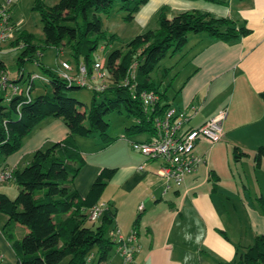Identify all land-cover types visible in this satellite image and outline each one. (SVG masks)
<instances>
[{"label":"trees","instance_id":"1","mask_svg":"<svg viewBox=\"0 0 264 264\" xmlns=\"http://www.w3.org/2000/svg\"><path fill=\"white\" fill-rule=\"evenodd\" d=\"M147 0H58L46 6L42 0H33L31 9L37 12L41 24L44 47L63 45L69 49V63L74 73L77 65L84 64L87 76L93 74L92 53L99 43L110 44L116 36L105 35L101 16H108L116 10L124 12L123 19L132 20ZM164 7L157 11V26L133 36L120 48L109 52L105 63L104 87L91 89L92 97L88 108L65 93L67 89H79L74 84L46 68L32 54L41 56V47L34 36L15 24L14 36L7 44L21 48L17 57L16 78L6 82L15 86L23 79L25 61H35L47 74L45 84L48 92L30 96L33 79L27 74L26 92L21 90L6 96L2 103L0 95V157L16 151L21 140L43 118H61L67 128L65 137L43 149L35 150L26 165L10 172L18 190L13 198L0 192V212L6 216L1 233L13 251L14 264H90L89 255L95 248V264H108L109 252L117 248L118 242L110 232L115 216L114 209L103 207L95 220L88 217L91 207L98 200L114 168H101L87 193L79 196L72 187V180L83 164L82 153L74 142V136L98 137L101 147L115 138L108 135V123L103 114L122 108L127 116L135 120L125 128L126 135L143 132L156 139L154 120L167 109L166 88L162 79L171 66H163L160 80L151 78L153 70H159V61L167 54L172 57L187 42V33L203 32L212 39L229 41L250 32L244 25L228 17H215L197 10H182L174 17H166ZM9 11V9H8ZM10 14V13H9ZM103 50V46H100ZM101 50V51H102ZM5 68L0 61V75ZM171 78V77H170ZM16 87V86H15ZM9 88L3 87L4 90ZM11 89V88H10ZM12 90V89H11ZM156 96L150 109L142 103V94ZM103 95L97 100V95ZM140 142V141H131ZM130 142V143H131ZM264 148L258 147L253 155L258 162ZM238 153H235V156ZM258 208L264 216V200L257 197ZM20 225L24 232L15 235ZM219 264H264V234H257L250 244L237 252V256Z\"/></svg>","mask_w":264,"mask_h":264},{"label":"crops","instance_id":"2","mask_svg":"<svg viewBox=\"0 0 264 264\" xmlns=\"http://www.w3.org/2000/svg\"><path fill=\"white\" fill-rule=\"evenodd\" d=\"M17 1L0 0L8 5L12 22L11 6ZM167 5L171 13L169 17L182 10H197L215 17H228L250 30L229 41L200 35L197 40L200 44L182 65L190 68L187 75L174 87L175 79L179 78L178 69L166 82L170 84L165 99L168 110L183 113L186 117L181 125L183 129L196 128L217 110H226L220 140L209 143L197 139L191 154L199 158V162L179 186L163 191L162 180L155 173L161 159L129 151L131 141H144L150 138L148 134L128 140L124 132L119 136L120 140L115 139L104 147L95 135L80 139L84 146L74 138L84 162L72 180V187L79 196H84L101 168L115 169L103 188L98 205H110L114 209L113 231L117 230L123 239L133 235V243L138 246L132 257L134 264H219L234 259L255 235L264 234V216L259 208L247 202L250 201L249 192L245 195L237 186L239 183L243 191L247 189L241 180L245 172L243 164L249 165L253 173H262L264 168V154L257 163L253 158L258 147L264 148V0H178L172 3L169 0H147L133 19L145 27L160 6ZM182 57L180 55L176 61ZM170 70L165 71V75ZM70 74H73L72 70ZM166 83L163 81V85ZM66 133L61 118L48 116L41 119L21 140L16 151L0 157V170L20 169L35 150L63 139ZM231 157L235 164L229 171L225 170L229 172L228 178L221 168H217L216 160L227 158L229 161ZM1 185L0 192L6 195ZM158 187L162 190L159 191ZM157 193L160 194L156 196ZM161 200L168 208L167 215L145 219V213L151 212ZM222 201L231 203L233 210L235 204L231 201H239L242 218H246L245 224L238 219L234 240H229L225 228L228 207ZM123 212L125 218L120 217ZM1 214L0 259L8 257L9 264H14L13 251L1 233L6 220ZM23 232L24 229L16 225V237ZM208 249L217 253L219 260L210 258ZM116 252L121 256L117 248Z\"/></svg>","mask_w":264,"mask_h":264},{"label":"rangeland","instance_id":"3","mask_svg":"<svg viewBox=\"0 0 264 264\" xmlns=\"http://www.w3.org/2000/svg\"><path fill=\"white\" fill-rule=\"evenodd\" d=\"M44 5L50 6L55 4L58 0H42ZM170 3L176 2L178 0H169ZM33 0H18L17 3H14L12 7V16L14 22H16V26L19 28H22V30H25L28 33H31L34 36L33 42L40 46L41 48L38 49L41 51V56H38L36 54H32V56H35L42 65H44L46 68H49L53 72H59L61 70L60 68V62L61 61H70V56H69V49L66 46H59V48L55 47H44L43 42H42V32H41V24L39 21V16L36 11L31 9ZM245 3V2H244ZM161 7V6H160ZM164 7V14L165 16L169 17L170 16V8L169 6H162ZM233 7L237 8L233 4ZM159 11V10H158ZM124 12L116 10V5L114 6L113 11L108 15V16H101V25L102 29L105 31V35L108 34H114L116 36V39H114L110 44L108 45H103L102 42L99 43V46L97 49L92 53L93 59H96L101 62L102 64V71L104 74H106V69H105V63L107 56L109 52L113 49L120 48L121 46L124 45V43L128 42L133 36L136 34H140L146 30L149 29H154L157 26V12L154 17H150L147 25L143 27L142 24H140L137 20H125L123 19ZM200 35H205L203 32L199 33H193V32H188L187 33V42L185 45H183L173 57H169V54H167L164 58H162L158 65H159V70H153L150 73L151 78L154 80H160V69L163 66H169L171 63L173 65L170 72H167V74L164 76V83L167 82L169 77L180 69V72L177 74V77L174 81V87L177 86L176 84L178 83V80H181L183 77L187 75L189 72L190 68L188 66H182L183 63L188 59V57L192 54V52L198 47V44H200V41H197L200 37ZM100 46H103V50H100ZM21 52V48L17 46H10L5 43L0 44V61L2 62L4 68H5V73H3L2 76H7L9 80L15 79L16 77V70H17V65H16V60L18 55ZM182 55L183 57L181 60L176 61V59ZM171 58V59H170ZM177 63H175V61ZM171 62V63H170ZM27 74L30 75V77L33 79L34 87L30 91V96L34 97L36 95L42 94L44 92H48V87L45 84V81H47L48 77L45 72L41 70V68L36 64L35 61H25L23 63V69H22V76L23 79L21 81L15 82V86L17 91L21 90L22 95H27L26 92V84H27ZM1 79V75H0ZM100 83V80L93 78H86V84L87 86H84L79 89H67L65 90V93L72 97L75 98L77 101L81 102L84 104L85 108H88L91 97H92V92L90 86L97 85ZM173 87V86H172ZM170 93V91H169ZM12 94V90L10 88H7L4 90L0 86V95L3 96V100L1 101L2 103H6V96H9ZM103 95L98 94L97 95V100H100ZM103 119L108 123V130L107 133L111 137L120 140L119 136L124 135L125 128L133 125L135 123V120L127 116L124 112V110L121 108L120 111H109L103 114ZM144 134L146 133L143 132H138V133H133L130 135H127L128 140H132L131 138H140L143 137ZM89 137V136H87ZM82 137V136H77L75 135L74 138L79 139L80 145H85L84 143L80 142V139H87ZM92 137V135H91ZM91 139V138H88ZM98 139V138H96ZM86 142L89 140H85ZM130 146V145H129ZM131 148V147H130ZM132 153H135L133 149H129ZM234 159H231L228 161L227 158L222 159L221 161L216 160V163L218 164L217 168H221V172L229 178V172L225 171L228 170L229 168L234 167L235 162H233ZM243 168L245 169L244 174L242 175V181L244 184H246L247 189L243 191L237 183L238 189L241 193H244L247 195V191L249 192V200L247 202L251 204L254 208H258V200L256 197L259 195L262 197V200H264V168L262 173H253L247 164H243ZM223 175V176H224ZM225 178V177H223ZM257 178V180H255ZM0 183L1 185V190L6 193V195L9 198H13L18 190L17 185L14 183V181L9 178L7 180H4ZM159 191L162 190L158 187ZM170 193V192H169ZM169 193H167L169 195ZM106 194V192H105ZM160 193H157L156 196H158ZM162 202H158V205L151 210V212L145 213L144 217L145 219H148L149 217H157L160 216V214L167 215L168 213V208L165 206L164 200H161ZM224 204L228 207V215L226 216V219L224 220L225 228L227 230V234L229 237V240H234L235 238V231L237 229V223L238 219L245 224V219L243 217V212H241L242 207L240 206L239 201H231L232 203L235 204V209H232L231 203L227 204L225 201ZM141 206L138 207L140 209ZM144 209L147 211L148 207H144ZM172 212L175 213L176 209L173 207ZM141 215L143 211L140 212ZM4 215V214H1ZM123 216L120 215V217L125 218V212L122 213ZM136 215V212L133 214V217ZM143 216V215H142ZM245 217V215H244ZM181 226H183L181 224ZM179 226V227H181ZM24 229V228H23ZM244 233V232H243ZM20 233H18L19 235ZM22 234V233H21ZM20 234V236H21ZM189 237L188 239H190ZM186 239V240H188ZM208 256L210 258H213L215 260H219V256L217 253L210 251L209 249L207 250ZM109 260L108 264H122V258L119 256L116 252L115 248H112L109 252ZM97 256L95 255V248L91 251V254L89 255L90 259V264H95ZM137 259V258H136ZM11 262L10 259L5 258L0 259V264H9ZM126 264V263H123Z\"/></svg>","mask_w":264,"mask_h":264},{"label":"built area","instance_id":"4","mask_svg":"<svg viewBox=\"0 0 264 264\" xmlns=\"http://www.w3.org/2000/svg\"><path fill=\"white\" fill-rule=\"evenodd\" d=\"M15 23L11 21L8 11V5L0 2V44L8 42L14 36ZM100 50L102 48L100 47ZM59 74L68 81H73L81 87L87 86L86 78L100 80L97 85L90 86L91 89L101 90L104 87L105 74L102 71V64L96 60L93 63V74L87 76L83 63H79L75 72L71 75L72 70L69 63L61 61ZM0 86H8L12 92H18L16 87L6 82V77L1 75ZM142 103L145 108L150 109L156 96L151 93H143ZM226 110L224 108L217 110L210 115L200 126L196 128L183 129L181 127L186 117L182 112L166 110L159 118L154 120L157 137L150 142H131L130 147L139 154L147 158H160L161 165L155 173L162 180L163 191L171 187L179 186L185 175L193 171L199 158L191 154V150L197 139H204L209 143H215L222 136L221 123L225 118ZM10 172L0 170V183L9 179ZM103 206L96 205L90 208L88 217L95 220ZM110 235L118 242L117 251L122 256V262L126 264L133 263V253L137 251L138 246L134 242V237L130 234L127 238H122L118 231H111ZM131 245L128 247V245Z\"/></svg>","mask_w":264,"mask_h":264}]
</instances>
